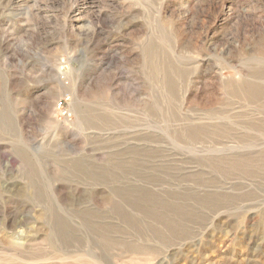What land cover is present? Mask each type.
Wrapping results in <instances>:
<instances>
[{
	"label": "rangeland",
	"instance_id": "1",
	"mask_svg": "<svg viewBox=\"0 0 264 264\" xmlns=\"http://www.w3.org/2000/svg\"><path fill=\"white\" fill-rule=\"evenodd\" d=\"M0 264H264V0H0Z\"/></svg>",
	"mask_w": 264,
	"mask_h": 264
},
{
	"label": "built area",
	"instance_id": "2",
	"mask_svg": "<svg viewBox=\"0 0 264 264\" xmlns=\"http://www.w3.org/2000/svg\"><path fill=\"white\" fill-rule=\"evenodd\" d=\"M62 103H60V105H61Z\"/></svg>",
	"mask_w": 264,
	"mask_h": 264
}]
</instances>
